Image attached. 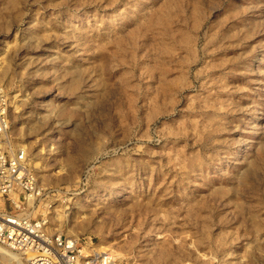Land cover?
<instances>
[{
	"label": "rangeland",
	"instance_id": "rangeland-1",
	"mask_svg": "<svg viewBox=\"0 0 264 264\" xmlns=\"http://www.w3.org/2000/svg\"><path fill=\"white\" fill-rule=\"evenodd\" d=\"M2 65L48 233L113 264H264V0H0Z\"/></svg>",
	"mask_w": 264,
	"mask_h": 264
},
{
	"label": "built area",
	"instance_id": "built-area-1",
	"mask_svg": "<svg viewBox=\"0 0 264 264\" xmlns=\"http://www.w3.org/2000/svg\"><path fill=\"white\" fill-rule=\"evenodd\" d=\"M1 89L0 247L26 256V264H113L110 252H98L90 243L48 233L45 227L26 214V200L34 195L26 194L31 177L24 151L3 148L8 98Z\"/></svg>",
	"mask_w": 264,
	"mask_h": 264
},
{
	"label": "bare ground",
	"instance_id": "bare-ground-1",
	"mask_svg": "<svg viewBox=\"0 0 264 264\" xmlns=\"http://www.w3.org/2000/svg\"><path fill=\"white\" fill-rule=\"evenodd\" d=\"M4 62V61H3ZM8 65V64H7ZM12 75L10 74V72H9V69H8V66H6V65H2V66H0V82H3L4 84H9V83H11V81H12ZM5 86V85H4ZM9 86V85H8ZM7 87V86H6ZM17 96H18V94L17 95H13L12 96V99L14 100L13 102H15L16 101V98H17ZM14 104V103H13ZM19 104V103H18ZM14 105H16V104H14ZM34 123H36V124H34ZM42 123L41 122H39V121H34L33 122V128L35 129V126L38 128L39 127V125H41ZM32 126V125H31ZM40 128V127H39ZM31 129V128H30ZM30 129H28V130H30ZM4 137V136H3ZM24 145V144H23ZM22 146V145H21ZM23 148H24V146H23ZM15 149V148H14ZM13 149V150H14ZM23 150H25V148L23 149ZM35 166H36V163H35ZM38 166V165H37ZM27 199V198H26ZM25 199V200H26ZM32 197L31 198H28L27 200H26V204L28 203V205L32 202ZM64 213H65V211H64ZM65 217H67L68 216V214H65L64 215ZM110 254H112V253H110ZM113 255V254H112ZM114 257V256H113ZM116 257H118V254H117V256ZM122 260H123V256H119ZM26 258V256H20V255H18V254H15V253H13V252H10V251H8V250H6V249H4V248H2V247H0V260H2L3 262H4V264H24V262H23V260Z\"/></svg>",
	"mask_w": 264,
	"mask_h": 264
}]
</instances>
